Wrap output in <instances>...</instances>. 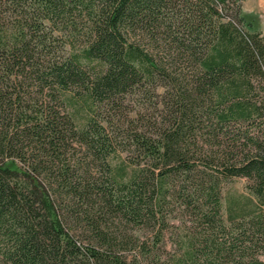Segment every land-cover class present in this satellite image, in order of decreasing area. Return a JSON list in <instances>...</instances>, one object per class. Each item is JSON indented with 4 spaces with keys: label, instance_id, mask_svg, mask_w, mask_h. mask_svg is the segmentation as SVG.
Returning <instances> with one entry per match:
<instances>
[{
    "label": "trees",
    "instance_id": "16d2710c",
    "mask_svg": "<svg viewBox=\"0 0 264 264\" xmlns=\"http://www.w3.org/2000/svg\"><path fill=\"white\" fill-rule=\"evenodd\" d=\"M235 1L0 0V264H129L124 248L147 245L114 227L155 226L176 181L198 227L167 264H264L246 243L264 211L233 231L219 217L222 178L264 208V37ZM54 31L82 47L51 57ZM155 81L166 113L153 135L130 128L128 172L98 110Z\"/></svg>",
    "mask_w": 264,
    "mask_h": 264
},
{
    "label": "rangeland",
    "instance_id": "374dc122",
    "mask_svg": "<svg viewBox=\"0 0 264 264\" xmlns=\"http://www.w3.org/2000/svg\"><path fill=\"white\" fill-rule=\"evenodd\" d=\"M238 1L235 2L238 3ZM3 2L2 9H6L9 4L6 0H3ZM239 2L241 4V15L246 23L250 24L252 30L259 31L264 37V0H242ZM2 14L4 16V26L12 27L17 17L9 16L8 11ZM53 35L58 36L59 39L55 42L52 41L51 48L53 51H51V57L61 58L67 56L69 51H78L82 47L79 38L74 44H71V41L63 33L54 31ZM157 82H147L142 90H134L132 93L126 94L122 104L119 105L120 107L115 109L116 111L98 110L100 115L98 120H101V122L108 121V126L114 129L115 132L117 131L119 148H117V154L110 159L111 165H124L128 172L135 167L133 160L136 154L129 138L132 132L131 127L137 128L139 132L145 130L144 133L149 136L155 133L149 126L153 119L156 121V126H161V117L163 118L166 113L164 102L169 97L164 88L154 87ZM258 91L261 94L263 93L261 87H258ZM54 99L51 100V105H56V102H58ZM76 99V97H72L71 101L75 102ZM75 105L79 106L76 103ZM64 109L62 108L61 111L72 112L75 117L77 116L78 120L75 119L77 124L81 123L80 120L84 119L86 115L84 110L81 108L75 110V107L72 104L69 105V103ZM14 161L18 165L20 164L17 158ZM248 182L245 177L222 178L219 180V217L222 227L226 230L233 231L239 227V222L242 220L264 211V208L259 206L256 197L249 191ZM184 185L186 184L176 181L174 187L169 188L166 195L167 202L162 212L158 211L156 213L155 226L152 223L136 228L132 225L116 224L114 229L119 233V238L132 240L135 236L147 245V251L143 253H137L138 250L134 249L133 244L124 248L123 253L128 257L129 264H155L157 259L167 264L174 256H178L186 249L183 241L189 234L196 231L198 222L193 216L194 209L192 206L187 207L184 204L185 198L188 199V194L183 188ZM246 243L252 247L251 250L249 249V254H253V257H263L264 236L255 237L252 241H246ZM249 254L245 256V259L249 257Z\"/></svg>",
    "mask_w": 264,
    "mask_h": 264
}]
</instances>
